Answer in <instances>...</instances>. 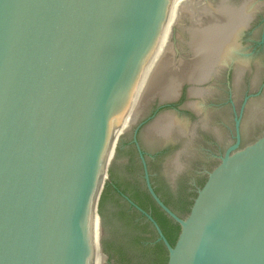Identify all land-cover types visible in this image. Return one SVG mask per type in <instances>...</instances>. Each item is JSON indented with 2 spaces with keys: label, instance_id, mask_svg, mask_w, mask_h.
<instances>
[{
  "label": "water",
  "instance_id": "obj_1",
  "mask_svg": "<svg viewBox=\"0 0 264 264\" xmlns=\"http://www.w3.org/2000/svg\"><path fill=\"white\" fill-rule=\"evenodd\" d=\"M212 1L0 0V264H137L118 243L132 233L154 244L155 233L109 183L119 136L184 81L203 96L200 84L228 63L220 108L200 123L208 134L191 125L173 135L183 174L207 172L184 187L189 210L168 207L145 169L150 196L179 226L174 244L137 208L166 264H264V47L246 59L235 50L247 0ZM181 23L192 59L179 66ZM169 117L151 135L167 139L155 126Z\"/></svg>",
  "mask_w": 264,
  "mask_h": 264
},
{
  "label": "flooded vegetation",
  "instance_id": "obj_2",
  "mask_svg": "<svg viewBox=\"0 0 264 264\" xmlns=\"http://www.w3.org/2000/svg\"><path fill=\"white\" fill-rule=\"evenodd\" d=\"M241 1L242 0H234L232 3H239ZM246 3H248V5L244 7L248 20L247 23L239 29V36L235 45V50L240 52L245 59L247 57L251 58L253 52L264 47V0H247ZM183 24L176 25V45H174L172 41L171 47L174 61L176 65L178 64L179 66L184 65H181L182 59H192L190 57L191 50L183 48V41L187 38V31ZM256 28H260L258 39L256 38ZM233 65V63H228V65L223 66L218 74H213L209 80L200 84V86L205 89V93L202 97L205 101L207 116L211 110L220 108L218 95L219 83L222 81L223 74H227V76L230 74L232 68H234ZM191 84L192 83L189 81H184L174 98L161 99L156 96L143 107L141 113L137 116L129 129L119 136L111 160V167L109 168L108 179L114 192L125 202L128 211L140 216L141 219L151 226L155 233V242H159L160 240L157 239V233L152 223L137 208V206L140 207L154 219V211H159L164 214L156 205L146 188L147 181L145 178V169L148 174V181L156 194L178 215L179 213L177 212L176 206H180L181 208L186 207L185 209L189 210L193 200L187 198L184 187L186 189L188 183L197 180L199 177L190 174H182L178 180L173 182L169 176L166 175L170 160L179 153L178 148L181 145L180 137H172L171 140L159 138L157 135H151L150 126L161 114L168 113L181 120L190 128L191 125L195 126L194 131L196 133L202 132L204 136L208 134L203 130V128L207 127V124L206 126H202L197 115L188 107V102L195 98V96H188V88ZM249 96H252V94ZM234 112H236L237 116L240 115V111H236V108H233V114ZM206 176L207 172H204L201 179L199 178L198 182H201V186L206 180ZM119 183H124L125 187H121ZM194 194L196 195V190ZM167 218L170 219L169 217ZM170 221L175 223L171 219ZM129 235L131 238L136 236L132 233ZM143 241L146 245L153 244L150 243L151 241L146 239L143 240V238L140 237V242Z\"/></svg>",
  "mask_w": 264,
  "mask_h": 264
},
{
  "label": "trees",
  "instance_id": "obj_3",
  "mask_svg": "<svg viewBox=\"0 0 264 264\" xmlns=\"http://www.w3.org/2000/svg\"><path fill=\"white\" fill-rule=\"evenodd\" d=\"M99 214L102 216L101 209ZM153 216L161 226L169 243L173 245L179 232L178 224L171 222L166 215L159 211H154ZM122 218L124 217L122 216ZM123 238L124 240L118 243L119 251L123 253L133 252L138 257L137 264H166L167 250L161 241L146 245L144 241L140 242V237L138 236H133L132 238L123 236Z\"/></svg>",
  "mask_w": 264,
  "mask_h": 264
},
{
  "label": "clouds",
  "instance_id": "obj_4",
  "mask_svg": "<svg viewBox=\"0 0 264 264\" xmlns=\"http://www.w3.org/2000/svg\"><path fill=\"white\" fill-rule=\"evenodd\" d=\"M188 107L197 115L199 121H206L208 119L205 101L202 96L196 95L195 98L190 101ZM177 129L182 130L185 134L187 133V126L181 120L174 117H169L167 122L155 126L157 133L169 140L172 139ZM186 168L187 162L182 158V155L178 153L170 160L166 175L175 182L185 172Z\"/></svg>",
  "mask_w": 264,
  "mask_h": 264
}]
</instances>
